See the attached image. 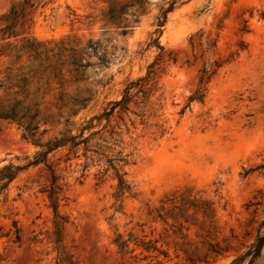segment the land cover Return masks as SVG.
<instances>
[{
	"label": "rangeland",
	"instance_id": "374dc122",
	"mask_svg": "<svg viewBox=\"0 0 264 264\" xmlns=\"http://www.w3.org/2000/svg\"><path fill=\"white\" fill-rule=\"evenodd\" d=\"M166 1L147 0L139 21L122 34L134 5L117 25L104 17L106 0H0V107L14 97L4 89L13 71L30 63L37 68L26 103L37 102L39 110L28 140L27 116L20 124L0 119V165L31 159L40 149L33 141L63 132L87 137L23 169L5 199L0 195V264H230L253 243L264 209V0H177L147 79L159 48L146 43ZM45 47L88 65L75 71L64 62L58 78L48 76L38 60L31 63L33 50ZM102 53L106 65L98 64ZM209 61L215 72L202 99L189 101ZM141 77L126 109L89 121ZM76 95L89 99L67 117ZM108 160L135 192L123 195L122 213L113 211L117 177ZM50 169L67 219L59 241L46 191ZM182 197L209 202L211 215L192 209L180 215L172 206ZM116 233L157 240L168 257L156 263L139 247L122 254L112 243ZM252 264H264V245Z\"/></svg>",
	"mask_w": 264,
	"mask_h": 264
},
{
	"label": "trees",
	"instance_id": "16d2710c",
	"mask_svg": "<svg viewBox=\"0 0 264 264\" xmlns=\"http://www.w3.org/2000/svg\"><path fill=\"white\" fill-rule=\"evenodd\" d=\"M107 1V8L104 12V17L107 21L119 25L122 23L123 16L127 12V7L129 5H134L135 9L131 12V23L125 22L123 28L121 29V33L125 34L130 28H132L135 23L139 21V15L146 11L145 4L147 0H129L128 2H122L120 0H106ZM165 6H160L157 13L154 15V22L155 28L151 32L150 40L146 43V47H150L152 45H156L159 48V53L157 54L155 60L148 65L147 70V79L150 78V75L153 74V66L156 64L158 60L161 59V52H162V45L159 43V36L162 32V27L166 21L167 13L173 10L177 4V0H167ZM9 27V26H8ZM6 27V28H8ZM213 44V42H205L207 48H209ZM29 46V45H28ZM30 47V46H29ZM38 60V67H40L43 71L47 72L48 76H53L54 78L59 77V70L57 69L59 65L63 64L64 62L71 64L74 67L75 71H78L79 68H84L88 63H81V60H78L73 53H70L66 58L62 56V49L58 48L57 51H53V48L47 49L43 52H38L36 49L33 50V55L31 56V63L32 61ZM157 60V61H156ZM98 64L106 65V59L104 54H100L98 56ZM212 62H205L203 67L200 70V75L198 79L197 89L196 91L188 97V100H201L204 91H205V84L209 81L212 74L215 70L212 68ZM35 68L37 66H33L30 63L19 66L13 71V82H10L7 86H4V89H12L14 93V97L5 105L0 107V119L6 120H13L16 121L18 124L21 123L22 118L25 116L28 117L29 121L24 126L25 132L22 133V137L25 140H28L31 135L32 131L37 128V123L32 125V122L36 120V117L39 113L37 102L34 105H30L26 103L29 90L28 84L30 80V75L35 72ZM144 78H138V80L131 81L126 86L122 97L118 100H114L111 102V107L109 109H105L101 114L97 116H93L89 119L92 121L94 118H101L105 117L108 119L109 115L114 111L115 107H119L120 109H126L127 104L131 99L130 88L136 86L139 81L143 80ZM2 82H0V85ZM37 86L35 87L36 91H40L44 85L48 84V80H45L43 83L37 82ZM59 85L62 83L57 81ZM43 89V88H42ZM62 94L60 93V96ZM89 99L88 96L85 95H76L72 97V103L68 109L67 117L70 114L75 113L76 109L85 107L87 100ZM47 120V119H45ZM68 118L66 119L67 124ZM89 125L84 126L83 128H87ZM97 133V131L92 132L91 134ZM81 134L77 135H67L65 132L62 133L60 137H54L53 139H48L44 142L33 141L32 143L39 146V150L35 152L31 159H27L25 163H17L14 164L11 161H8L2 165H0V195H6V189L9 183L19 174L20 171L25 169L30 165H35L40 162H46L47 154L55 149L58 146L65 145L69 143L72 147L80 144V142L85 141L87 137L81 138L76 140L75 138L81 136ZM89 137V136H88ZM27 158V156L23 157ZM110 161L111 167L115 171V175L117 177V184L115 187V191L113 192V211L114 213H122V198L125 193L133 196L135 192L132 191L133 185L127 182L123 178V173H120L119 170L112 164V160ZM51 177H50V184L47 191V198L49 200V204L54 213V226L55 231L58 235V241L60 240L59 234L62 224L67 221L66 217L62 216L58 211V201L59 195L62 190V186L58 184L57 180L58 177L54 174L53 170L50 169ZM172 202V199L171 201ZM173 208H177V212L180 215L184 216V212H187L189 209H192L194 213L201 212L202 216H210L212 213V209L210 207V203L207 201H197L196 199H189L186 197H182L180 202L176 205L172 206ZM162 219V216L159 215ZM186 218V217H185ZM259 232L256 235L253 243L248 247V249L243 252L242 254L237 255L234 257L230 264H252L255 259L262 256V248L264 245V209H263V218L259 224ZM180 225L178 227V233L181 234ZM262 230V231H260ZM17 240H19L18 234H16ZM112 243L117 247L118 251L122 254L131 253L135 247L141 248V252L144 251L150 254L153 258L160 259L157 260L156 263H160L161 260L168 257V252L166 249L161 248L158 246L157 240L146 239L144 236L138 237L132 233H128L126 238L120 233H116L115 237L112 239ZM132 244L134 247H130ZM211 250L217 252L213 244H210ZM147 255L143 256L146 258Z\"/></svg>",
	"mask_w": 264,
	"mask_h": 264
}]
</instances>
